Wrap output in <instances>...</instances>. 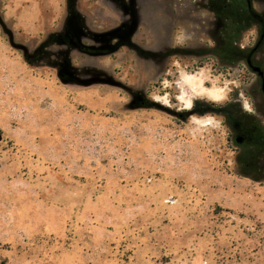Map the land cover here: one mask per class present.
I'll return each mask as SVG.
<instances>
[{
  "label": "rangeland",
  "instance_id": "1",
  "mask_svg": "<svg viewBox=\"0 0 264 264\" xmlns=\"http://www.w3.org/2000/svg\"><path fill=\"white\" fill-rule=\"evenodd\" d=\"M136 1L0 0V264H264V6Z\"/></svg>",
  "mask_w": 264,
  "mask_h": 264
},
{
  "label": "flooded vegetation",
  "instance_id": "2",
  "mask_svg": "<svg viewBox=\"0 0 264 264\" xmlns=\"http://www.w3.org/2000/svg\"><path fill=\"white\" fill-rule=\"evenodd\" d=\"M199 6L209 9L215 14V30L212 32V36L216 41V48L209 50L210 53L218 55L219 59H224V39L227 40V44L232 47L240 45V39L242 31L249 28L252 22V12L250 11V5L258 4L264 6V0H199ZM118 4L121 6V12H125L126 16L130 17V21L134 19L136 12H141L138 9L136 0H118ZM264 9V8H263ZM224 12H232L230 15L225 16ZM264 12V10H263ZM227 17V20H226ZM229 21V22H228ZM126 27V26H125ZM68 27V32L75 31L73 27ZM242 30V31H241ZM125 31V30H123ZM65 35L69 39L68 35ZM111 45H106L103 49H110ZM243 148H247L248 144L242 140L238 141Z\"/></svg>",
  "mask_w": 264,
  "mask_h": 264
},
{
  "label": "water",
  "instance_id": "3",
  "mask_svg": "<svg viewBox=\"0 0 264 264\" xmlns=\"http://www.w3.org/2000/svg\"><path fill=\"white\" fill-rule=\"evenodd\" d=\"M249 8H250V10H252L251 7H249ZM255 17L262 25V32H261L262 35H261V40L259 43V46H261L264 43V19L260 16H257V15ZM12 44L15 48L23 49L22 47L17 46L14 43H12ZM248 62H249V66H250L251 70L254 71L255 73H257V75L261 78V80L263 82V86H264V71L259 67H254L250 61H248Z\"/></svg>",
  "mask_w": 264,
  "mask_h": 264
},
{
  "label": "trees",
  "instance_id": "4",
  "mask_svg": "<svg viewBox=\"0 0 264 264\" xmlns=\"http://www.w3.org/2000/svg\"><path fill=\"white\" fill-rule=\"evenodd\" d=\"M216 64H217V61H216ZM201 65H202L201 67H205L206 63L203 62V64H201Z\"/></svg>",
  "mask_w": 264,
  "mask_h": 264
}]
</instances>
